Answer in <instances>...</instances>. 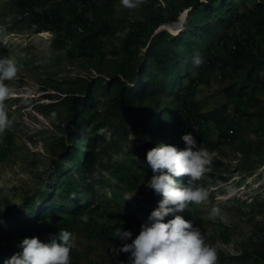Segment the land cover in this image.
I'll return each instance as SVG.
<instances>
[{
    "label": "rangeland",
    "instance_id": "obj_1",
    "mask_svg": "<svg viewBox=\"0 0 264 264\" xmlns=\"http://www.w3.org/2000/svg\"><path fill=\"white\" fill-rule=\"evenodd\" d=\"M203 1L207 0H142L129 8L121 0H41V4L61 9L65 26L49 24L32 32L26 18L18 13L20 0H0V56L15 59L19 68L17 77L5 82L12 89L6 105L14 122L0 135V220L24 209L32 198L39 205V193H48L52 181L57 183L62 176L78 181L81 172L75 169V161L62 157L59 125L67 119V106L63 105L67 95H78V88L98 77L110 83L116 77L128 85L133 83L128 74L134 62L126 61L124 39L133 31L131 48L139 56L153 35L166 27L172 34L181 31L186 42L178 49L172 72L180 76L181 85L194 80L185 101L201 115L196 142L205 146L219 141L210 150V170L197 181L207 189V201L189 204L177 214L205 234L206 242L217 250V264H264L259 252L264 250V65L260 61L264 58V32L253 29L248 8L255 0H228V9L222 8L218 14L208 12L195 39L189 40L192 33L184 27L183 15L190 4ZM163 13L176 18L173 30L162 21ZM220 36L227 39L221 42ZM190 41L194 42L192 48ZM237 42L256 59L250 74V62L247 58L241 61L233 49ZM80 43L93 47L84 51ZM206 52L215 58L205 60ZM195 56L203 60L199 66L193 63ZM173 77L167 79V85L170 89L175 84L174 90L178 86ZM104 99L98 93L88 110L94 123L104 115ZM138 103L167 122L172 112L175 114L172 105H179L167 90L160 93L155 89L142 94L135 105ZM179 114H183L182 109ZM152 125L155 147L165 144L181 149L171 144L181 141L176 130L166 139L167 123ZM89 130L85 128V132ZM109 131V125L97 129L106 133L102 140L106 147L97 145L88 178L90 188L77 192L81 205L76 216L64 212L40 216L33 233L46 243L62 229L72 232L76 247L70 252L71 264H129L130 254L118 251L124 241L115 237V229L131 231L127 240L131 243L141 225L150 223L144 211L156 206L155 193L146 186L147 172L139 166L149 167L135 140L131 120H125V130L118 128L113 136ZM96 202L97 208L93 206ZM213 207L220 209L215 219L210 217ZM27 211L23 218L31 223L35 216ZM84 214L89 216L88 223L80 219ZM23 239L21 234L12 239L0 236V262L22 252L19 245Z\"/></svg>",
    "mask_w": 264,
    "mask_h": 264
},
{
    "label": "trees",
    "instance_id": "obj_2",
    "mask_svg": "<svg viewBox=\"0 0 264 264\" xmlns=\"http://www.w3.org/2000/svg\"><path fill=\"white\" fill-rule=\"evenodd\" d=\"M40 1L41 0H20L18 13L21 17L26 18L30 30L32 32H39L47 28L49 24H57L61 27L65 26L63 22L64 15L61 9L58 6L41 4ZM242 1L244 2L245 0ZM228 3H230L228 0H207L197 5L190 4L183 19L184 27L187 31L189 30L192 33L189 36V40L195 39L199 27L206 22L204 20L209 16L208 12L213 11L218 14L220 9L225 8ZM226 8L228 9V7ZM248 10L253 20L254 31L256 33L264 32V2L255 0ZM162 21H166L171 27H176V18H170L166 13H163ZM100 32H103V30H100ZM132 37L133 31L127 34L122 45L125 51L126 61L129 63L134 62V66H130L131 71H129L128 74V78L133 82L131 83L132 85H128L129 83L127 84L119 77H116L112 83L108 80H102L99 77L94 78L85 82L81 88L76 90L75 93L78 95H67L66 101L63 104L67 106L66 111L68 115L65 122L59 125V130L62 133V157L73 158L76 164L75 169L81 172L80 178L78 181L77 179L74 181L71 178L62 179V176L57 183L52 181L50 188H48V193H39L41 201L39 205H35V201L32 198L24 204V209L21 211L4 215L0 220L1 237L6 236L12 239L16 234H21L23 238L34 237L33 233L36 232L35 227L40 216H53L56 215L57 212L67 213L70 217L76 216L78 210H80L78 206L81 205V203H78L77 192L82 188H90L88 178L95 163L97 145L100 144V149L106 147V142L102 144V140L106 139V133H98V128L109 125V134L113 136L118 128L125 130V120H131L132 128L135 132V140L138 141L142 152L141 154L145 160L147 151L155 147L152 140V124L164 126V123H167L166 128L169 132L167 136L163 137L166 139H171L173 137V130H176L181 141H171V144H177L181 149L185 148V143L182 140L183 135L191 133L195 137V132L200 125L201 115L194 110L191 102L185 101L194 80L189 79L185 84L181 85L180 76L177 75V77L176 73L173 75L174 73L172 72L175 68L173 61L178 55V49L186 43L183 39V34L181 31L172 34L167 32L166 29H160L153 35V39L147 46L145 53L139 56H136L135 51L131 48ZM219 38L221 42L227 39H224L222 36ZM249 39L255 43L254 39H251V37H249ZM80 44L84 47V51L86 48L88 50L90 48L91 50L93 47L90 43H86L85 45L84 43ZM236 44L237 45L233 44V49L240 54V60L244 61L247 58L246 62H250V69H248V74H250L251 70L257 65L256 59H252L253 55L240 49L238 42ZM193 45V41H190L188 44L190 48H192ZM212 58H215L213 54L206 52L205 60L209 61ZM260 61L262 65H264V58H261ZM183 69H185V66ZM173 76L176 77V79H174ZM172 77L178 86L177 89L174 90L173 86L175 84L170 85V89L167 85V79ZM154 89L158 90L160 93H165L167 90L168 94L174 95L175 99L179 102V105H172L175 114L172 112V118L168 122L159 120V114L150 110L149 107L144 106L142 103L135 105L136 101L140 102L142 94ZM98 93L106 98L104 99L105 112L100 121L94 123L93 118L89 117L88 110L93 106ZM237 95L240 97L241 88L237 90ZM181 109L183 111L182 115L179 114V110ZM162 110L165 111V109ZM194 126H196V128H194ZM87 127H90L88 133L85 132V128ZM217 143H219V141L215 143L208 142L204 147L210 151ZM139 166L143 168V170H146L147 178L150 180L153 175L150 166ZM176 179L180 184H185L187 182L186 178L183 176ZM53 189H55L54 192L52 191ZM70 193L76 194L75 200L70 199ZM162 200V195L155 194V209L158 208ZM67 201H70V204H68ZM46 202L47 205H45ZM93 206L97 208V202L94 203ZM25 209L28 210V214L35 216L33 222L28 223L27 220L23 218ZM152 211L153 210L144 211V213L147 214L146 218H149ZM170 216L171 215L165 217V222L174 218ZM4 230H6V232ZM259 252L264 256V250H260ZM4 262L5 259H3L0 264H4Z\"/></svg>",
    "mask_w": 264,
    "mask_h": 264
},
{
    "label": "clouds",
    "instance_id": "obj_3",
    "mask_svg": "<svg viewBox=\"0 0 264 264\" xmlns=\"http://www.w3.org/2000/svg\"><path fill=\"white\" fill-rule=\"evenodd\" d=\"M141 2L121 0L129 8ZM202 62L200 56L193 58L195 66ZM18 72L15 59L0 56V135L14 122L6 105L12 89L5 82L15 79ZM52 115L55 118V113ZM182 140L184 149L160 144L146 153L147 164L153 173L146 186L155 194L162 195L163 200L150 213V223L141 225L139 234L131 243H127L132 237L131 231L122 227L115 229V237L124 241L118 251L130 254L129 264H217V250L206 242L205 234L177 214L186 210L189 204L199 205L207 201L209 193L197 181L210 170L213 156L202 144L197 145L191 133L183 135ZM181 176L188 178L185 184L177 181L176 178ZM70 199L75 200L76 194L70 193ZM219 214L220 209L213 207L210 217L215 219ZM169 215L174 218L165 222V217ZM80 219L88 223L89 216L84 214ZM75 241V235L65 229L48 243L41 242L37 237L24 238L19 245L22 252L14 254L4 264H71L70 252L76 247Z\"/></svg>",
    "mask_w": 264,
    "mask_h": 264
},
{
    "label": "bare ground",
    "instance_id": "obj_4",
    "mask_svg": "<svg viewBox=\"0 0 264 264\" xmlns=\"http://www.w3.org/2000/svg\"><path fill=\"white\" fill-rule=\"evenodd\" d=\"M165 26H168V28H170L171 30L174 29V27H171L169 24H165Z\"/></svg>",
    "mask_w": 264,
    "mask_h": 264
}]
</instances>
